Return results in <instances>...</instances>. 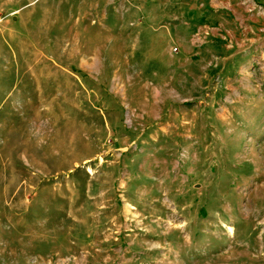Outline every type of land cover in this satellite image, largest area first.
<instances>
[{"label":"rangeland","instance_id":"obj_1","mask_svg":"<svg viewBox=\"0 0 264 264\" xmlns=\"http://www.w3.org/2000/svg\"><path fill=\"white\" fill-rule=\"evenodd\" d=\"M0 264H264V0H0Z\"/></svg>","mask_w":264,"mask_h":264}]
</instances>
